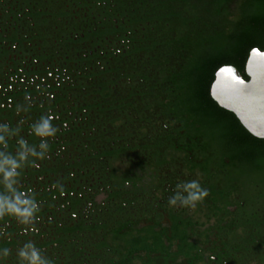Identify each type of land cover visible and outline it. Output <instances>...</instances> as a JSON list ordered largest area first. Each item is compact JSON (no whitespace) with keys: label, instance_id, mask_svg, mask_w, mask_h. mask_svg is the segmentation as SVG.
<instances>
[{"label":"trees","instance_id":"1","mask_svg":"<svg viewBox=\"0 0 264 264\" xmlns=\"http://www.w3.org/2000/svg\"><path fill=\"white\" fill-rule=\"evenodd\" d=\"M80 1L65 0L59 51L49 45L60 105L33 159L62 200L40 201L36 249L50 264H206L211 236L191 241L168 206L197 180L209 215L243 219L244 236L216 240L219 258L264 264V139L211 97L221 67L248 79L251 50L264 51V0Z\"/></svg>","mask_w":264,"mask_h":264},{"label":"flooded vegetation","instance_id":"2","mask_svg":"<svg viewBox=\"0 0 264 264\" xmlns=\"http://www.w3.org/2000/svg\"><path fill=\"white\" fill-rule=\"evenodd\" d=\"M65 4V0H0V125H6L11 133L7 137V148L0 146V151L15 156L21 138L37 151H40L41 142L46 143V137L35 135L33 125L46 118L47 110L52 108L50 112L53 113V109L60 105L58 93L61 90V75L59 69L53 70L51 67L57 60L52 58L50 61L49 45L54 48L57 46L59 51L62 38H58L59 34L55 38L59 30L57 23L64 19L63 16L55 17L62 12ZM75 5L79 10L82 9L80 0ZM53 56L61 58L60 55ZM247 78L244 77L246 81L249 80ZM54 122L57 120L52 116L51 125ZM41 168V161L34 162L33 157L29 156L23 167L18 169L15 188L35 201L37 211L27 224L21 223L15 216L0 217V249L8 246V255L0 256V261L14 262L19 250L26 244L31 243L38 248L39 243L45 242L46 234L36 228L40 222L47 223V211L40 206V201L62 199L54 194L55 187L50 191L49 183H46L49 180L41 175ZM3 191L0 183V192ZM50 193L54 195L53 198H49ZM210 205L209 201L198 202L194 208L168 204L175 209L177 216L190 221L188 229L191 241L202 234L211 236L212 243L205 250L204 263L221 264L223 261L227 264L228 261L219 258L218 252L212 247L216 246L215 242L221 236H244L243 228L240 227L243 219L229 217L220 222L218 217L208 214ZM230 211L236 213L237 206H232ZM164 218L166 224L171 222L168 214Z\"/></svg>","mask_w":264,"mask_h":264},{"label":"clouds","instance_id":"3","mask_svg":"<svg viewBox=\"0 0 264 264\" xmlns=\"http://www.w3.org/2000/svg\"><path fill=\"white\" fill-rule=\"evenodd\" d=\"M49 118H42L33 125V132L40 137H51L55 135V129ZM11 133L6 125H0V146L7 148V137ZM40 151L28 146L22 138L18 140V150L15 156L5 151H0V183L3 185V192H0V217L11 215L17 217L21 223H30L34 213L37 211L36 203L23 192L15 188L18 169H21L29 156L42 157L47 144L41 142ZM176 191L169 198L171 206H188L194 208L198 202L207 197L208 192L197 180H188L177 184ZM8 249H0V256L6 257ZM18 256L21 264H50V261L43 257L38 249L31 243L26 244L19 250ZM3 264V261H0Z\"/></svg>","mask_w":264,"mask_h":264},{"label":"water","instance_id":"4","mask_svg":"<svg viewBox=\"0 0 264 264\" xmlns=\"http://www.w3.org/2000/svg\"><path fill=\"white\" fill-rule=\"evenodd\" d=\"M246 81L233 66H223L215 74L211 97L223 109L232 112L254 137L264 139V51L251 50Z\"/></svg>","mask_w":264,"mask_h":264}]
</instances>
